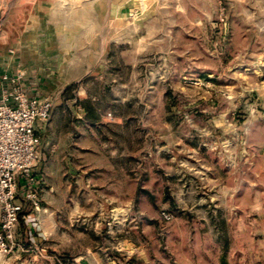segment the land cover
<instances>
[{"label":"rangeland","instance_id":"rangeland-1","mask_svg":"<svg viewBox=\"0 0 264 264\" xmlns=\"http://www.w3.org/2000/svg\"><path fill=\"white\" fill-rule=\"evenodd\" d=\"M0 87L51 104L12 243L264 264V0H0Z\"/></svg>","mask_w":264,"mask_h":264},{"label":"built area","instance_id":"built-area-1","mask_svg":"<svg viewBox=\"0 0 264 264\" xmlns=\"http://www.w3.org/2000/svg\"><path fill=\"white\" fill-rule=\"evenodd\" d=\"M50 110L47 99L9 95L0 87V257L13 250L15 228L26 216V203L33 211L40 209L33 173L39 160L36 126Z\"/></svg>","mask_w":264,"mask_h":264},{"label":"crops","instance_id":"crops-1","mask_svg":"<svg viewBox=\"0 0 264 264\" xmlns=\"http://www.w3.org/2000/svg\"><path fill=\"white\" fill-rule=\"evenodd\" d=\"M30 213L26 214L24 219H20L22 220V225L26 226L27 225V221L31 218ZM19 222L17 224V227L15 228V234L14 237L15 239H17L18 241L20 240V236L24 235V238L26 237V234L28 232H31V229H29V227H27V229L22 228L21 232H19ZM37 239V238H36ZM13 250H11V253H9L8 255H5L4 258L0 259V264H46L43 260L39 259V255H41V249H38L37 246H35L34 249H32V246L30 244H26V243H13ZM75 262H79L76 261ZM49 264H55V262L53 260H51L49 262ZM78 264V263H77ZM81 264H90L87 263L86 261H82Z\"/></svg>","mask_w":264,"mask_h":264}]
</instances>
